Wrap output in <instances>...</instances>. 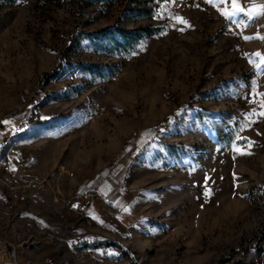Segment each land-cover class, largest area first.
<instances>
[{"label":"rangeland","instance_id":"1","mask_svg":"<svg viewBox=\"0 0 264 264\" xmlns=\"http://www.w3.org/2000/svg\"><path fill=\"white\" fill-rule=\"evenodd\" d=\"M238 2L229 19L231 0H0V156L5 139L62 196L0 191V238L57 264H264V0ZM125 158V228L95 235L81 174Z\"/></svg>","mask_w":264,"mask_h":264},{"label":"crops","instance_id":"2","mask_svg":"<svg viewBox=\"0 0 264 264\" xmlns=\"http://www.w3.org/2000/svg\"><path fill=\"white\" fill-rule=\"evenodd\" d=\"M4 141L5 139H2V155H5ZM141 142H145V140L140 141L138 145H141ZM129 163V159L120 160L107 174H101V171L87 168L81 174L80 183H78L80 194L98 191L104 196V200L95 199L88 204L85 223L88 227L93 228L95 235L103 237L106 235V237L111 238L125 228L127 210L134 201V192L127 181ZM81 202L88 203V200L83 199ZM6 256L4 263L11 264V259L7 262ZM53 256L44 253L25 252L19 264H28L27 261L34 264H46L44 260L47 258H52L53 264H57Z\"/></svg>","mask_w":264,"mask_h":264},{"label":"built area","instance_id":"3","mask_svg":"<svg viewBox=\"0 0 264 264\" xmlns=\"http://www.w3.org/2000/svg\"><path fill=\"white\" fill-rule=\"evenodd\" d=\"M44 93L40 89L36 98L38 103L43 99ZM29 99L26 97L21 98V104L27 105ZM36 122V117L33 113L28 116L17 120V122L10 127L13 132L20 133L30 127H33ZM7 128L5 125V119L0 120V137L3 135V129ZM0 191H6L10 198L17 200H26L38 195H43L46 192H50V196L59 202L62 200L60 193L54 190L52 184L48 179L34 174L31 171L28 162H24L17 167H14L7 159L6 155L0 156ZM83 199H87L88 203H82ZM95 199L104 200V196L98 191L91 192L89 194H81L77 197V202L73 205V212L80 218H85L87 214L88 204ZM52 244L54 240L52 239ZM72 248L80 256L81 259H89L92 262L97 260V253L93 250L85 251L80 249L81 246L78 242L72 243ZM10 256L11 264H19V261L23 255V251L18 245L10 243L0 238V264L4 263V257ZM28 264H34L31 261H27ZM46 264H53L52 258L44 260Z\"/></svg>","mask_w":264,"mask_h":264},{"label":"trees","instance_id":"4","mask_svg":"<svg viewBox=\"0 0 264 264\" xmlns=\"http://www.w3.org/2000/svg\"><path fill=\"white\" fill-rule=\"evenodd\" d=\"M153 31L148 28H143L135 31H128L123 29H117L113 34L108 35V40L113 42L117 46H125L129 50L137 45L142 39L147 36H151ZM112 166L101 171V174H107L111 170Z\"/></svg>","mask_w":264,"mask_h":264},{"label":"snow or ice","instance_id":"5","mask_svg":"<svg viewBox=\"0 0 264 264\" xmlns=\"http://www.w3.org/2000/svg\"><path fill=\"white\" fill-rule=\"evenodd\" d=\"M209 2H211V0H209ZM220 2L223 4V3H228V0H220ZM231 4H232V7L235 9V11L231 12V13H224V15L227 17V18H231L232 16L236 15L237 12L239 13H243L245 10L243 7H241V5L239 4L238 0H231ZM257 15H260V16H264V9L261 10V12H259ZM181 23H184V21L181 19L180 20ZM259 55V54H258ZM237 151H241L239 148L237 149ZM206 195H211V192L210 190L206 193Z\"/></svg>","mask_w":264,"mask_h":264}]
</instances>
